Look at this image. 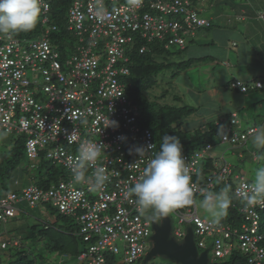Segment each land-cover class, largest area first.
Segmentation results:
<instances>
[{"label": "built area", "instance_id": "built-area-1", "mask_svg": "<svg viewBox=\"0 0 264 264\" xmlns=\"http://www.w3.org/2000/svg\"><path fill=\"white\" fill-rule=\"evenodd\" d=\"M69 1L67 30L75 41L66 51L52 40L60 31L52 19L54 0H43L40 31L34 40L11 33L0 35V131L28 135L29 157H38L39 149L46 148L47 158L71 173L82 141L104 147L96 164L86 166L92 175L81 182L83 187H77L72 179L49 189L31 185L2 198L0 247L6 249L11 242L2 240L1 224L21 214L18 204L26 202L33 209L52 204L80 223L79 235L87 244L79 256L81 262L104 264L109 252L122 253L119 264H137L152 248H148L147 240L153 246V223L137 211L135 198H125L124 192L137 182L148 159L159 150L153 131L139 121V107L126 94L123 79L130 75L128 52L143 41L184 50L200 29L210 28L212 23L201 16L194 4L205 0ZM260 19L264 21V13ZM146 50L145 44L140 52ZM232 87L241 92L248 89L240 80ZM256 87L262 88V82L257 81ZM111 120L117 122L116 126H108ZM231 124L239 125L236 113L232 114ZM254 129L257 128L224 133L221 143L241 148L252 138ZM70 134L71 143L67 139ZM150 144L152 149L145 152L143 159L130 154V149ZM211 150L212 145L207 144L184 155L193 180L194 204L172 213L178 225H192L198 250L206 249L207 240L212 239L218 259L239 250L246 257L244 264H264L260 214L264 199L241 207V230L232 224L213 223L198 213L196 198L212 190L217 182L232 178L236 182L234 194L242 201L243 193L252 184L242 174L234 176L224 153L219 157L221 162L215 161L213 169L204 174ZM95 167H103L108 179L96 188L98 195L93 198ZM187 232L177 228L174 239L184 238ZM13 244L17 245V241Z\"/></svg>", "mask_w": 264, "mask_h": 264}, {"label": "trees", "instance_id": "trees-1", "mask_svg": "<svg viewBox=\"0 0 264 264\" xmlns=\"http://www.w3.org/2000/svg\"><path fill=\"white\" fill-rule=\"evenodd\" d=\"M67 1L69 0H54L52 9V19L60 29L58 33L54 34L52 40L54 43L59 44L60 48L62 50L64 49L65 51L66 48H72L75 41L74 35L67 30ZM122 1L127 2L129 0ZM39 31L40 25L38 20L36 26L31 31L22 33L24 34V36H26V38H28L27 36L32 37V35L39 33ZM17 37L23 38L21 34L17 35ZM145 44L147 45V50L141 53L140 49ZM186 49L181 50L177 47L166 48L162 43L157 41L153 43H147L146 41L139 42V44H137L128 52V56L130 58L128 64L130 75L123 79V82L126 85L127 96L129 97L131 102L135 103L139 107L140 123L144 127L150 128L153 131L155 143L158 150H160L162 137L165 134L177 135L180 137L181 143L183 145L184 155L200 150L207 144L212 145L209 159L205 162L204 165V174H207L213 169L214 161L221 162V160L219 159L220 154L223 152H227L228 149L232 148L229 144L221 143L222 135L229 132H247L254 126L248 128L247 130H243L241 129L240 121L238 126H233L231 124V117L233 113H227L223 119L214 118L211 121H203L202 124L191 127V129H184L183 125L196 115L197 109L195 108V106L186 104L170 105L161 103L160 100L169 95V91H164L160 96L151 95V90H153L157 86L158 75L165 69L176 67L177 71L172 76L173 78H175L179 73L189 69L191 66L196 64L197 61H208V57L188 58L187 60L178 62L171 60L175 55L185 52ZM236 81L237 79H233L226 83L224 85L225 89L237 92L239 94H247L252 90L261 89L256 87L257 80H255L252 81L254 82L252 85H250V83L243 82V84L247 86L248 89L246 92H241L240 88L232 87V83ZM174 99L176 100V102L181 103V96L175 95ZM220 126H223L222 132ZM28 139V135L19 134L12 139L11 143L4 146L2 151H0V185L3 189L2 193L0 194V200L7 196V194L9 193H19L23 188L29 187L31 185H36L43 189H49L53 186H58L59 183L64 180L66 181V179H59L61 173L60 170L56 168V163L47 158V149L42 148L39 149V164L37 167L36 165L33 166L36 169H41V172H39L41 173L40 181L38 183L30 184L26 187H19L20 180L16 179L15 174L18 171L22 170V163L26 158H28L26 150V143ZM232 149L236 150L238 148L233 147ZM212 153H218L219 156H212ZM245 157L246 154L245 156L243 155V157L240 158L244 159ZM257 160L258 159H256V161ZM45 165L47 167H45ZM11 178L14 179L13 182L17 186L15 187L16 189L11 190V188L7 187L6 183L2 181ZM235 185L236 184L234 183V180L232 178H229L228 180H225L223 182H217L215 184V187L210 191L219 192L221 189L228 187L230 190V194L233 197L235 196ZM49 205L52 206V204ZM53 210L59 214L60 218H58V220H55L53 223H44L42 226H40V224H34L27 227L26 230L22 233L24 235H21V242L19 244L20 246L17 249L16 253L17 255H19V264H36L35 260L28 261V257L32 254L33 245L38 244L39 242L43 243L44 248L47 249V252L49 254L56 253L57 255L62 256H80V254L86 250L87 244L84 242L83 237L79 235L81 227L76 217L64 215L60 213L55 207H53ZM260 214L261 229L264 230V210H262ZM14 218H16V216ZM225 218L226 219L224 220V224L230 225L234 222V219L240 220V218L243 219V216L240 212H238V210L236 211L234 205L231 204L228 210V215ZM23 240H26V244L22 243ZM29 242L31 243V246L27 244ZM148 242L149 240H147V244ZM80 245L83 246V250H80ZM26 246L27 248H25ZM238 252L239 250H235V252L228 257L229 261L226 263L224 262L223 264H244L246 261V257L242 254H239ZM104 257L106 261L104 264H116V262L114 261V255H112L111 253L107 252ZM143 258H141L137 262V264H140ZM82 262H86L87 264H89L88 261Z\"/></svg>", "mask_w": 264, "mask_h": 264}, {"label": "rangeland", "instance_id": "rangeland-1", "mask_svg": "<svg viewBox=\"0 0 264 264\" xmlns=\"http://www.w3.org/2000/svg\"><path fill=\"white\" fill-rule=\"evenodd\" d=\"M171 1V0H163ZM214 0H206V1H195L194 4L198 6V9H203V15L208 18H212L215 14L216 8L211 7V3ZM231 0H226L220 7H224L228 5ZM234 1V0H233ZM236 1V0H235ZM68 6L66 8V12L70 6V1H67ZM40 19V17H39ZM216 21V20H215ZM219 28V27H217ZM205 33L209 38L205 39L202 36V33ZM215 32V28L212 30H201L197 36L194 37V44H190L188 49L181 54H177L173 57L174 61H182L187 60L190 57H197L199 55L204 56H212L214 59H211V62L205 61H197L196 64L191 66L189 69L179 73L175 78H173V74L176 73L177 68L173 67L171 69H165L162 71L157 77V86L151 90V95H161L164 91H169L170 94L165 98L161 99L160 102L164 104H172V105H192L197 109L195 117H192L189 121H187L184 125V129H191V127L198 126L202 124L203 121H211L212 119L224 118L227 113H231L232 111L237 110L240 114L238 115L239 121L241 124V129L247 130L253 126L257 128L261 125H264V102H259L255 98H247L249 96H253L254 94L259 99H262L264 96V89L258 91H250L247 94H239L237 92H233L231 90H226L223 81H230L232 76L236 75H250L246 79H250V85L254 82L252 80L254 78H261L264 83V75L257 74L256 68L252 66V70H244V73H239L240 69H236L235 67L229 68L226 65V61L230 58H234L235 54L240 50V45L238 47H233V35H229L224 33L220 36L219 40L215 41V45L211 44L208 46H204V44H208L213 39V33ZM15 35L21 34L23 38H26L22 32H15ZM39 33L32 35V37L27 36L28 40H34ZM229 36V37H228ZM190 42V40H189ZM188 42V44H189ZM214 43V42H213ZM174 50V49H172ZM233 61V60H232ZM251 63V61H250ZM234 65V64H232ZM258 69V68H257ZM248 71V72H246ZM252 78V79H251ZM256 90V89H255ZM181 96V103L176 102L174 96ZM247 105L243 108L245 102ZM256 101V102H255ZM255 102V105L253 104ZM249 105V106H248ZM237 129V128H236ZM16 134V135H14ZM17 133H5L4 131H0V151H2L3 147L12 142V139L15 136H18ZM53 147H49L51 149ZM239 152H243L246 154L244 159H241L238 154ZM226 160L233 166L234 176L237 174H245L247 176V180L252 183L255 172L258 168L264 167V148H257L252 138L247 142V144L243 145V147L238 148L236 150L230 148L227 152H223ZM221 153V154H223ZM134 154V152H133ZM213 154V153H212ZM211 154V155H212ZM220 154V156H221ZM212 156H219V154H213ZM28 158L22 163V170L18 171L15 174L16 179L20 180L19 187H26L30 184L38 183L41 177V169H36L39 164V158H32L27 156ZM258 159L254 161V158ZM48 160V159H47ZM215 162V161H214ZM56 168L60 170L59 179H66V181H71L73 179V174L67 170V168L61 164L56 163ZM45 167H47L45 165ZM235 167V168H234ZM92 175L91 171L86 168L85 177H90ZM63 176V177H62ZM14 177V178H15ZM13 178L2 180L6 183L7 187L12 189H16L17 187L13 182ZM65 181V180H64ZM1 183V182H0ZM236 184V182H234ZM77 187H83V184L76 183ZM2 187L0 185V194L2 193ZM214 192V191H212ZM215 193V192H214ZM98 195V191L96 188L93 190V198H96ZM203 199V197L196 198V205L198 208V213L203 218L210 219L211 217L205 213L202 209L198 207L199 202ZM232 205H234L236 211L240 212L241 207L244 205V202L241 199H238L236 196H233ZM18 207L22 211L21 214L16 216V218L9 219L7 223H2V231H3V240H5L8 235L12 237L16 235L22 234L27 227L32 226L34 224H40L42 226L44 223H53L55 220L60 218L59 214L53 210V207L49 204H41L38 208H30L26 202H22L18 204ZM172 221V234L171 236L174 238V232L177 228H181L183 231L188 230L192 227V225H178V222L173 215V213L168 214ZM228 215V214H227ZM227 215L225 217H227ZM144 218L145 216L142 215ZM225 217L219 220L220 223H225ZM238 218V217H237ZM146 219V218H145ZM234 225L236 228L241 230V226L244 222L242 218L240 220L234 219ZM178 242L182 243L184 238H177ZM208 247L206 249H200V254L206 250H208V260L209 264H223L224 262H228V257L224 259H218L214 255V246L212 245V239H208ZM21 242V241H20ZM22 243L26 244V240H23ZM31 246V243H27ZM40 244V246H39ZM148 248L152 247V243L149 240ZM80 250L83 248L80 245ZM236 247H238V243L236 242ZM13 245V242H10L7 249H1L0 247V264H19L18 259L19 255H17V249ZM27 248V246L25 247ZM28 250V249H26ZM83 250V249H82ZM85 250V248H84ZM43 256V257H42ZM122 253L114 255V261L119 264L122 260ZM35 260L36 264H87L80 261L79 256H62L55 254H49L47 249L44 248L43 243H38L33 245L32 254L29 255L28 261ZM140 264H177L173 261L169 260L165 256H157L153 258L151 261L145 262V257L140 262Z\"/></svg>", "mask_w": 264, "mask_h": 264}, {"label": "clouds", "instance_id": "clouds-1", "mask_svg": "<svg viewBox=\"0 0 264 264\" xmlns=\"http://www.w3.org/2000/svg\"><path fill=\"white\" fill-rule=\"evenodd\" d=\"M43 0H0V33L31 31L37 24ZM112 121L108 126H116ZM221 132L223 126H220ZM71 143L72 134L68 136ZM252 141L257 148H264V125L252 132ZM153 145L130 149V154L143 159L145 152ZM104 145L84 140L79 146V159L72 168L73 181H85L86 166H94L102 154ZM108 177L103 167H95L92 186L101 188ZM134 197L137 211L153 222L167 216L175 209L194 204L193 180L186 163L181 139L177 135L165 134L160 150L148 159L137 182L130 186L124 197ZM228 187L219 192L204 191L198 207L207 213L213 223L219 222L228 214L232 204ZM246 207L264 199V167L256 170L249 191L243 193Z\"/></svg>", "mask_w": 264, "mask_h": 264}, {"label": "crops", "instance_id": "crops-1", "mask_svg": "<svg viewBox=\"0 0 264 264\" xmlns=\"http://www.w3.org/2000/svg\"><path fill=\"white\" fill-rule=\"evenodd\" d=\"M224 1L226 0H214L213 3H211V7L216 8L215 14L212 16V18L205 17L203 15V9L202 8L199 9L201 15L212 22V27L208 29H200L197 32L196 36L198 35L199 32H201V30L202 31L212 30L215 28V32L212 34L213 39L211 40V42H209L208 44H204V46H208L211 44L215 45V41L219 40L220 36H222L224 33L233 35L234 41L232 45L233 47H238L240 45V50L238 51V53L235 54L234 58H230L229 60L226 61L227 62L226 65L229 66V68L235 67L236 69H240L238 71L239 73H244L243 72L244 70H252L253 69L252 66H253L256 68V75L257 74L264 75V21L260 19L261 14L264 13V0H236V1L231 0L229 1V3H227L228 5L224 7H220L219 5H222L221 3H223ZM195 6L198 9L196 3ZM202 36L205 39L209 38L204 32L202 33ZM192 43L194 44V38L190 40L186 48L188 49L189 45ZM203 57H208V60L210 59L209 60L210 62L211 59H214L212 56L210 57L204 55L202 56L199 55L195 58H203ZM190 58H194V57H190ZM234 74L235 76H232L233 78L230 79V81L233 79H237L244 83L250 82V79H246L250 75V73H248V75L244 74L239 76L236 75V73ZM255 80L261 81L263 84V87L261 89H264V83L262 79L257 77L254 78L252 81ZM223 82L226 84L229 81L228 82L223 81ZM261 89H256L254 91H258ZM253 97H255L256 100H258L259 102H264V96L262 97V99H259L254 94L253 96H249L247 98H253ZM255 98H253L251 101H253ZM255 102H253L254 105ZM246 105L247 103L245 102L243 108ZM231 113H236L237 116L240 114L237 110L232 111ZM243 155L245 156V153H243ZM254 161H256V157L254 158ZM242 175L247 178L245 174ZM3 234H2V240H3ZM6 235L7 238L5 240L11 242L17 241V245L14 244L13 245L19 247L21 235L23 236L24 234H20L19 236L16 235L12 237L11 235H8L7 232Z\"/></svg>", "mask_w": 264, "mask_h": 264}, {"label": "water", "instance_id": "water-1", "mask_svg": "<svg viewBox=\"0 0 264 264\" xmlns=\"http://www.w3.org/2000/svg\"><path fill=\"white\" fill-rule=\"evenodd\" d=\"M153 246L145 257V262L157 256H165L177 264H209L208 251L200 254L192 228L188 229L182 243L172 236V221L169 215L153 222Z\"/></svg>", "mask_w": 264, "mask_h": 264}, {"label": "bare ground", "instance_id": "bare-ground-1", "mask_svg": "<svg viewBox=\"0 0 264 264\" xmlns=\"http://www.w3.org/2000/svg\"><path fill=\"white\" fill-rule=\"evenodd\" d=\"M11 33V32H10ZM5 34H7V33H0V35H5ZM11 34H13V33H11ZM14 35V34H13ZM21 39H24V38H21ZM188 45V44H187ZM253 128H257V127H253ZM24 189V188H23ZM15 217V216H14ZM14 217H12V218H14Z\"/></svg>", "mask_w": 264, "mask_h": 264}]
</instances>
